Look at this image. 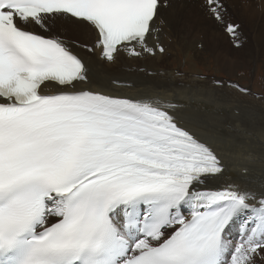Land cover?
Wrapping results in <instances>:
<instances>
[{
	"label": "snow or ice",
	"instance_id": "1",
	"mask_svg": "<svg viewBox=\"0 0 264 264\" xmlns=\"http://www.w3.org/2000/svg\"><path fill=\"white\" fill-rule=\"evenodd\" d=\"M165 7L0 0V264H264V190L211 187L223 158L173 105L91 87L93 62L165 51ZM203 9L240 47L222 0ZM58 20L94 41L65 38Z\"/></svg>",
	"mask_w": 264,
	"mask_h": 264
},
{
	"label": "bare ground",
	"instance_id": "2",
	"mask_svg": "<svg viewBox=\"0 0 264 264\" xmlns=\"http://www.w3.org/2000/svg\"><path fill=\"white\" fill-rule=\"evenodd\" d=\"M164 3L167 7L161 9L160 30L157 33L160 45L164 46L163 41L167 37L181 35L188 42L186 52H189L195 44L193 42L200 41V35H205L204 38L212 40H216L217 37L225 39L228 37L226 33H218L220 25L213 21L210 22L212 26H209L208 30L200 26L209 20L204 13L203 0H164ZM235 3L240 4L237 1ZM231 6L230 4L229 7ZM257 13L256 7L243 8L240 16L247 18L248 24L254 26ZM64 21L68 24L67 28L71 30L70 34L64 33L63 28L56 27L60 25V20L56 21L53 27L65 38L89 45L91 41H94L95 34L90 28L72 20ZM73 24L74 27L71 28ZM261 25L260 28H263V23ZM173 28L174 32H172ZM257 29L256 31L260 32ZM221 57L226 58L228 65L232 63V66L235 65L234 54L228 55V52L216 54V59ZM123 58L125 65L132 62L124 74L117 70ZM165 58L166 55L156 53L155 55L146 54L139 59L122 57L112 64L101 65L93 62L91 87L94 89L117 87L120 93L127 96L149 97L173 105L178 121L206 138L223 158L225 175L211 181V187L235 184L255 191L264 190V100H249L245 93L221 87L216 83L217 81L209 82V79L207 81L199 75L185 79L174 76L175 73L168 76L157 69ZM144 59H149L155 70L148 68L152 72L138 75L139 72L136 69L138 60L144 61ZM246 63L243 62L242 65ZM222 64L224 66V63ZM142 66L146 67L143 64ZM112 80H119L121 84L114 86L111 84ZM237 232V227H233L230 235L235 238Z\"/></svg>",
	"mask_w": 264,
	"mask_h": 264
},
{
	"label": "rangeland",
	"instance_id": "3",
	"mask_svg": "<svg viewBox=\"0 0 264 264\" xmlns=\"http://www.w3.org/2000/svg\"><path fill=\"white\" fill-rule=\"evenodd\" d=\"M235 1L240 4L235 3ZM222 3L226 10L224 13L225 20L227 22L239 25L238 31L240 33V47H233L229 37H227L226 39L217 37L216 40H212L204 38L205 35H200L199 39L201 42H193L195 43L194 46L190 48L189 52H186V47L188 45V42L185 41L186 38L181 35L177 36L176 33L177 37H167L168 39L166 38L163 41L165 53H159V51L156 52L158 54L166 55V58L159 64V67L157 69L168 76L171 74L174 75L175 73L174 76H179L180 79H185L186 77L190 76L197 77V75H199L201 78L207 79V81L210 80L209 82L231 81L235 84H239L240 86L249 89V91L245 93L249 100L254 101L256 99H262L263 101L264 26L263 28L260 27H262V23L264 25V0H222ZM230 4L232 5L231 7H229ZM251 7H256L258 10L254 26H252L253 24H248L246 20L247 18L244 19V17L240 16L243 8ZM210 22L211 20H206L205 23L200 24V26H203V28L208 30L207 28L209 26H212ZM256 26L258 27V29ZM56 27L63 28L64 33L66 34H70L71 32V30L67 28V22L64 20H60V25H56ZM73 27L74 24L73 26L71 25V28ZM221 27L222 26L220 25L218 33H225L223 27ZM256 29L260 30L261 33L259 31H256ZM172 32H174V28ZM226 52H228V55L234 54V58L236 61H234L235 65L232 66L233 63L228 65L227 60L224 57L216 59V54H224ZM243 62H247L246 65H242ZM125 63L126 62L123 58L121 64L117 68V70L123 74L127 71L128 66L132 64V62L127 63L126 65ZM222 63H224V66ZM142 64L147 68L143 67ZM225 66L227 67L225 68ZM148 68L155 70L153 69V65L150 63L149 59H144V61L138 60V67L136 68L139 72L138 75H145L148 72H152Z\"/></svg>",
	"mask_w": 264,
	"mask_h": 264
}]
</instances>
